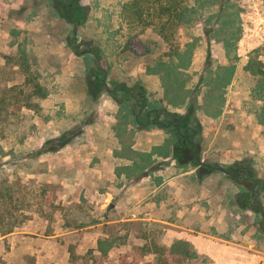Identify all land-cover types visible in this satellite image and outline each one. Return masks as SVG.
Returning a JSON list of instances; mask_svg holds the SVG:
<instances>
[{"label": "rangeland", "instance_id": "1", "mask_svg": "<svg viewBox=\"0 0 264 264\" xmlns=\"http://www.w3.org/2000/svg\"><path fill=\"white\" fill-rule=\"evenodd\" d=\"M74 1L0 0V264H212L170 253L189 229L260 250L245 184L193 154L264 182V0Z\"/></svg>", "mask_w": 264, "mask_h": 264}, {"label": "trees", "instance_id": "2", "mask_svg": "<svg viewBox=\"0 0 264 264\" xmlns=\"http://www.w3.org/2000/svg\"><path fill=\"white\" fill-rule=\"evenodd\" d=\"M52 1H53V6L57 11L65 12L66 19L70 23H78L81 21V18L79 16V11L82 14L83 10L80 7L79 2L74 1V0H52ZM161 1L162 0H157V2L159 3H161ZM142 3L138 1V2H135L134 4L132 3L128 4L126 11L135 12L137 17H141L142 14L144 13L141 7ZM186 10L187 8L185 7L183 0H165V6L160 8L159 15L162 16L163 14H167L169 16H175L176 19L181 20L183 23L184 22L189 23L190 19L187 18L188 13L186 12ZM62 142L63 144H65V138H62ZM244 165L245 163H243L242 167H236V168L230 167V168H227L226 171L229 177H231L232 179L236 181L246 180V182H248V185L250 183L249 187L251 189V193H250L249 200L248 201L246 200V203L244 206L246 208L250 206V204L253 202L256 191L258 190L262 192L264 190V182L262 180H258L257 178H255V176H253L249 172L244 174V172L247 171L246 167H248ZM234 170H237V171H234ZM256 201H257V205H260L259 198ZM238 204L240 205L239 202ZM263 224H264V221H263ZM183 245H188V242L178 241L176 244L172 246L170 253L175 254L177 252H180L182 250L181 246ZM182 252H185V250L184 251L182 250Z\"/></svg>", "mask_w": 264, "mask_h": 264}, {"label": "crops", "instance_id": "3", "mask_svg": "<svg viewBox=\"0 0 264 264\" xmlns=\"http://www.w3.org/2000/svg\"><path fill=\"white\" fill-rule=\"evenodd\" d=\"M263 103L260 102L262 106ZM263 213L264 208L262 217ZM189 230L192 233L182 231L177 239L188 242L198 255L208 258L212 264H264V244L260 250H253L243 245L217 239L204 232Z\"/></svg>", "mask_w": 264, "mask_h": 264}, {"label": "flooded vegetation", "instance_id": "4", "mask_svg": "<svg viewBox=\"0 0 264 264\" xmlns=\"http://www.w3.org/2000/svg\"><path fill=\"white\" fill-rule=\"evenodd\" d=\"M105 84V83H104ZM106 86V85H105ZM106 87H108V86H106ZM129 91H127V92H129V94H130V97L132 98V99H135L136 101H138V105L140 106V111H139V114L141 115V114H143V112L145 111V109H146V107H147V104L145 103V96L144 95H142L141 94V92H138L137 93V96H136V92H135V90H133V89H128ZM141 99H140V98ZM145 116H146V118H147V125H150V124H160V113H159V111L157 110V109H150V110H147L146 112H145ZM164 123V122H163ZM171 123V126L172 125H174V126H176V130H177V133H178V135H180L181 136V138H182V140H183V143L184 144H187L188 142H190V138H191V135H189V132H190V130H193L191 127H187L186 129H185V133L183 134L182 133V131H181V129H182V122L178 119V118H175L173 121H171V122H169L168 124H170ZM170 126V127H171ZM178 129H179V131H178ZM192 151H193V149H192ZM193 156L196 158L197 156L195 155V154H193ZM197 159V158H196ZM203 167H205V168H209V169H211V170H215L214 168H213V166L212 167H209V166H203ZM231 170H233V169H231ZM234 171H237V170H234ZM245 173H248V171H246V172H244V174ZM238 183H243V184H245V191L247 192V194H244L245 195V197H247L246 198V200L248 201L249 200V198H250V193H251V189H250V187H249V185H250V183H249V185H248V182H246V180H243V181H237ZM260 195H261V192L260 191H256V194H255V196H254V200H253V202L250 204V206H248V208L249 209H251V210H254L255 212H259V213H261L262 214V211H263V208L261 209V208H257V207H255L256 205H257V201L256 200H258V198L260 197ZM263 221H264V216H263Z\"/></svg>", "mask_w": 264, "mask_h": 264}, {"label": "water", "instance_id": "5", "mask_svg": "<svg viewBox=\"0 0 264 264\" xmlns=\"http://www.w3.org/2000/svg\"><path fill=\"white\" fill-rule=\"evenodd\" d=\"M77 35H78V31H77V29H75V30H74V36H75V39H76V40H77ZM84 53H90V52H89V51H86V52H84ZM104 83H105L106 86H108L105 80H104ZM160 124H161L162 126L166 127V128H168V127L171 126V123H170V124H166V123L160 122ZM178 131H179V129H178ZM196 158H197V160H198V162H199V164H200L201 166H209V167H212L211 165H208V164H206L204 161L200 160L199 157H196ZM213 168H214L215 170L219 171V172L227 173L226 169H225L224 167H222V166H213ZM263 215H264V213H263Z\"/></svg>", "mask_w": 264, "mask_h": 264}]
</instances>
